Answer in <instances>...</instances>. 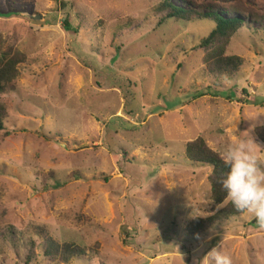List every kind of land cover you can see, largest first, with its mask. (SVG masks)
<instances>
[{"label":"rangeland","instance_id":"rangeland-1","mask_svg":"<svg viewBox=\"0 0 264 264\" xmlns=\"http://www.w3.org/2000/svg\"><path fill=\"white\" fill-rule=\"evenodd\" d=\"M189 1L252 11L229 12L245 20L232 78L208 76L196 48L213 26H157L159 0H0V36L27 54L3 100L0 264H65L44 256L40 227L88 249L69 264H198L213 247L264 264L251 214L187 233L214 203L211 167L185 156L199 136L221 155L250 136L264 157V0Z\"/></svg>","mask_w":264,"mask_h":264},{"label":"trees","instance_id":"trees-1","mask_svg":"<svg viewBox=\"0 0 264 264\" xmlns=\"http://www.w3.org/2000/svg\"><path fill=\"white\" fill-rule=\"evenodd\" d=\"M188 5L177 4L176 0H159L154 7V13L159 15L157 26L168 21L191 22L198 20L208 21L213 28L208 35L203 37L196 48L205 50L203 65L208 76L215 79L232 78L244 64V59L236 54H229L228 48L232 39L245 26L242 16L229 15L231 11L239 12L240 15H251L252 11L242 2L232 4L221 11L217 5L208 3L195 5L189 0H183ZM230 12V13H229ZM5 14V12H0ZM11 13V12H8ZM225 13H228L225 15ZM68 29L71 24L65 21ZM27 61V54L8 44L0 36V131L5 130V121L8 117L4 96L14 92L18 88L21 78L20 66ZM261 102L264 98H257ZM262 138V134H260ZM185 156L194 166L211 167L209 181L211 184V199L214 203L213 212L209 216H195L186 226V231L193 237L205 234L209 229L219 223L228 221L232 217L240 216L235 206L227 197L221 180L227 173L221 154L211 148L206 140L199 136L186 144ZM219 206V207H217ZM40 234L44 235L42 249L44 256L53 261L69 264L73 260L89 258L88 249L74 241H60L52 236L46 228H39ZM32 243H34L32 241ZM32 256H29L30 263Z\"/></svg>","mask_w":264,"mask_h":264},{"label":"clouds","instance_id":"clouds-1","mask_svg":"<svg viewBox=\"0 0 264 264\" xmlns=\"http://www.w3.org/2000/svg\"><path fill=\"white\" fill-rule=\"evenodd\" d=\"M254 142L244 136L225 148L221 158L228 171L221 184L239 212L251 214L264 226V157ZM198 264H234V260L221 248L213 247Z\"/></svg>","mask_w":264,"mask_h":264},{"label":"water","instance_id":"water-1","mask_svg":"<svg viewBox=\"0 0 264 264\" xmlns=\"http://www.w3.org/2000/svg\"><path fill=\"white\" fill-rule=\"evenodd\" d=\"M27 16L29 18L35 19V20H40L43 18V15L41 14H31V13H27Z\"/></svg>","mask_w":264,"mask_h":264}]
</instances>
